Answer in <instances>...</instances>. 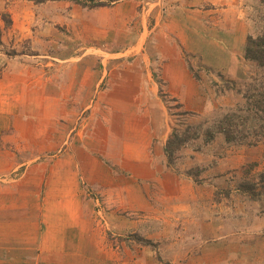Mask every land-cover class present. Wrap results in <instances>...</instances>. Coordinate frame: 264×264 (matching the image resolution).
<instances>
[{
	"label": "rangeland",
	"instance_id": "374dc122",
	"mask_svg": "<svg viewBox=\"0 0 264 264\" xmlns=\"http://www.w3.org/2000/svg\"><path fill=\"white\" fill-rule=\"evenodd\" d=\"M263 32L264 0H0V191L34 166L47 174L66 153V144L38 151L50 123L70 131L85 93L100 94L128 112L107 115L108 140H127L130 154L143 126L155 152L140 185L149 207L128 215L136 231L108 240L145 246L165 264H264V112L247 109L250 93L264 101V65L244 56L247 38ZM229 113L247 118L230 138H207ZM186 126L198 134L169 161L164 144ZM83 193L114 231L120 201Z\"/></svg>",
	"mask_w": 264,
	"mask_h": 264
},
{
	"label": "crops",
	"instance_id": "0c3cea01",
	"mask_svg": "<svg viewBox=\"0 0 264 264\" xmlns=\"http://www.w3.org/2000/svg\"><path fill=\"white\" fill-rule=\"evenodd\" d=\"M52 89L59 94L58 86ZM70 96L71 92L67 94L68 98ZM89 98L85 93L80 102L85 107L77 117L79 122L70 131L62 132L58 130V124L51 122L47 135L42 137L38 148L40 154L58 150L59 145L66 144L62 148L65 155L52 160L48 175L43 172L44 166L37 165L31 169L34 175L28 174L24 181L2 186L0 264L171 263L168 258L157 259L153 252L138 244L140 248L135 242L128 240V244L134 245L133 251L108 240L109 233L116 237L117 234L136 231L137 227L128 215L139 207H149L140 185L151 172L155 152L151 153L153 138L151 135L147 137L148 130L143 126L140 127L142 136L139 133L140 136L133 140L138 150L130 154L125 151L127 140L116 137L114 132L110 134L114 135L113 139L108 140L103 132L107 128V115L121 121L128 112L113 108V100L109 97L99 94ZM101 106H109L106 115L101 112ZM95 113H98L96 122H91ZM133 115L136 118L142 116L136 108ZM115 142H120L122 150L108 147V151V144ZM41 171L42 175L38 176ZM87 187L96 188L104 197L111 195L120 201L116 205L119 214L115 213V232L98 223L91 210V201L84 197L83 191ZM134 198L139 199L140 204Z\"/></svg>",
	"mask_w": 264,
	"mask_h": 264
},
{
	"label": "trees",
	"instance_id": "16d2710c",
	"mask_svg": "<svg viewBox=\"0 0 264 264\" xmlns=\"http://www.w3.org/2000/svg\"><path fill=\"white\" fill-rule=\"evenodd\" d=\"M244 56L248 59L257 61L261 65H264V32L256 37L249 36L247 38L246 44L244 46ZM248 104L250 106V108H247L249 111H252V109H254L258 113L264 112V101L261 94L256 96L255 94L250 93V95L248 96ZM181 114L184 115L185 112H181ZM181 114L177 113V115ZM237 118L243 120L247 117L234 113L225 114L216 123L214 132H211L210 130L205 131V136L207 138H210L211 133L213 134L218 132L223 133L226 138H230V135L233 132L232 127L238 123H236ZM190 129H192L190 126H186L183 130H179L175 127L172 128V131L170 132L163 147L165 155L167 156L169 161H172L176 150H178L189 139L197 136L198 133L196 131L191 132Z\"/></svg>",
	"mask_w": 264,
	"mask_h": 264
},
{
	"label": "built area",
	"instance_id": "2783aa9c",
	"mask_svg": "<svg viewBox=\"0 0 264 264\" xmlns=\"http://www.w3.org/2000/svg\"><path fill=\"white\" fill-rule=\"evenodd\" d=\"M96 202H98V199L96 198Z\"/></svg>",
	"mask_w": 264,
	"mask_h": 264
}]
</instances>
